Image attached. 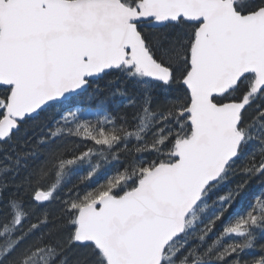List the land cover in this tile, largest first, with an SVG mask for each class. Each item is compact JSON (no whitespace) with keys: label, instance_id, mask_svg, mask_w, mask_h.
<instances>
[{"label":"snow or ice","instance_id":"6c2138e0","mask_svg":"<svg viewBox=\"0 0 264 264\" xmlns=\"http://www.w3.org/2000/svg\"><path fill=\"white\" fill-rule=\"evenodd\" d=\"M0 264H264V0H0Z\"/></svg>","mask_w":264,"mask_h":264},{"label":"trees","instance_id":"16d2710c","mask_svg":"<svg viewBox=\"0 0 264 264\" xmlns=\"http://www.w3.org/2000/svg\"><path fill=\"white\" fill-rule=\"evenodd\" d=\"M89 102L87 99L84 100V104L87 105ZM91 104L94 106L96 104V101H91ZM73 180L75 181V177L73 178Z\"/></svg>","mask_w":264,"mask_h":264}]
</instances>
